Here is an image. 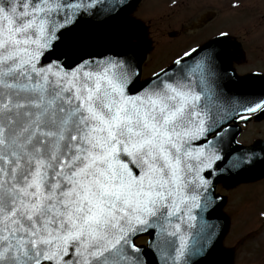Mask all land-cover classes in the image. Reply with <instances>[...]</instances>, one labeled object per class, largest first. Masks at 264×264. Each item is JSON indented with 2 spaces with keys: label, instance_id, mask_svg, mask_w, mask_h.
I'll list each match as a JSON object with an SVG mask.
<instances>
[{
  "label": "snow or ice",
  "instance_id": "1",
  "mask_svg": "<svg viewBox=\"0 0 264 264\" xmlns=\"http://www.w3.org/2000/svg\"><path fill=\"white\" fill-rule=\"evenodd\" d=\"M259 3L258 17L219 28L144 79L153 49L128 0H0V264L233 256L213 217L228 203L218 186L264 181V141L238 139L241 125L264 119V93L247 91L256 73L231 67L264 52ZM213 18L184 31L203 35Z\"/></svg>",
  "mask_w": 264,
  "mask_h": 264
},
{
  "label": "rangeland",
  "instance_id": "2",
  "mask_svg": "<svg viewBox=\"0 0 264 264\" xmlns=\"http://www.w3.org/2000/svg\"><path fill=\"white\" fill-rule=\"evenodd\" d=\"M146 1L147 3L145 4L150 6L149 12L151 14L156 13L157 9L153 6V4L148 3L149 0ZM188 3L193 6L194 1H189ZM143 4L139 7V9H137L133 17L142 18V12L148 9L146 8L147 6L144 7L145 4ZM167 13L174 14L172 11H168ZM161 15L157 17H147V20H145V25L150 28H147L148 32H146L153 50L149 54L147 62L144 64V79L148 78L152 69L159 68L161 65L169 64L175 54L183 48L189 45L198 46V42H201L208 35L216 34L219 28L239 25L245 18L246 11L241 10V13L239 14L230 13L224 17H220L216 22L213 23L214 31L211 32L210 29L206 27L203 35H199V33H201L200 30L192 29L190 27L188 31L183 32L181 29H179L180 23H182L184 20V13L178 12L167 19L160 18ZM173 31L179 33V36L175 38V40H171V38L168 36V33ZM236 39L242 43H245V51L247 53L248 49L245 38L243 37V33L237 32ZM246 58L247 63L233 62L231 66L235 69L239 76L252 73L264 74V52L257 50L254 55H247ZM263 138L264 119L257 121L253 120V122L247 125L244 129V133L240 142L243 145L250 146L256 140ZM251 185L255 187H242V191H237L236 193H234V190L237 188L229 191L225 189L223 185L218 187L217 193L228 197V203L223 209H221L220 213L226 215L230 220V227L225 239L223 240L221 248L224 251H228L231 248L234 250L233 256L229 257L230 260L226 264H262V262H264V259H260L262 256L264 258V231H261V228L264 225H260V221H258V219H256L257 227L260 225V228L256 233L259 234L255 235L253 239L247 240V243H245L243 247H240L242 241L247 239L246 237L241 240V238L244 236V233L242 232L245 226L244 222L254 219L257 211L259 209L260 211L261 209H264V182H254L251 183ZM246 202H249L251 205L247 208V210L245 209L246 213H244V211L239 209L238 204L242 205ZM238 209L239 213L237 214ZM254 224V222H251L248 228H254ZM145 241L146 237H143L139 239L137 243L139 245H143L145 244Z\"/></svg>",
  "mask_w": 264,
  "mask_h": 264
},
{
  "label": "flooded vegetation",
  "instance_id": "3",
  "mask_svg": "<svg viewBox=\"0 0 264 264\" xmlns=\"http://www.w3.org/2000/svg\"><path fill=\"white\" fill-rule=\"evenodd\" d=\"M158 1L159 0H151V3L153 4V3H156ZM193 1H194L193 6H195V7L191 6L188 2H186V0H180L179 4H181V5L179 6V9L177 11H172L174 14H169V13L165 14V18L167 19V18L171 17L172 15H175L178 12H181V13H184V15L185 14H191V16H186L185 17V19H187V22H188L190 20H194V19H197V18L201 17L202 14H205V13H207L210 10H215L216 9L215 0H193ZM230 1L231 0H225V3L223 4L224 11H225L226 15L231 12L230 4H229ZM190 7H192V8H190ZM201 7H203L202 10H201ZM260 9H261V5L259 3V0H249V2L246 4L245 8L242 9V10L246 11V16L241 21V24L243 22H247L248 20L252 19L253 17H258L259 14H260ZM131 19L132 20H136V19L139 20L141 18L140 17H133V15H132ZM225 21H229V20H225ZM213 23L214 22L208 24V27H212L210 29L211 32L214 31L213 30L214 29ZM185 24L186 23H180V28L179 29L183 28L185 26ZM231 27H233V26H231ZM224 28H230V27H224ZM144 31H145V34L147 36L146 28H144ZM147 40H148V42L150 44L148 36H147ZM258 141H264V138L263 139H259ZM257 182H260V181H257ZM243 184H245V183H243ZM243 184H239L237 187L234 188V189L237 188L236 190H234L235 193L237 191H242V189H243L242 187H247L246 185H249V184H245V185H243ZM252 187H255V186H252Z\"/></svg>",
  "mask_w": 264,
  "mask_h": 264
},
{
  "label": "water",
  "instance_id": "4",
  "mask_svg": "<svg viewBox=\"0 0 264 264\" xmlns=\"http://www.w3.org/2000/svg\"><path fill=\"white\" fill-rule=\"evenodd\" d=\"M142 0H128L129 4L135 5L137 6ZM249 77V76H247ZM244 77V78H247ZM261 76H252V80L257 84V87L251 90H247V91H251L254 92L256 94H261L264 93V81L260 80ZM226 87L228 86V82H225ZM261 148H264V144H260L257 147V151H260ZM258 175V174H257ZM241 180H245V181H252L255 180V178L253 176H247V177H242ZM213 220L218 223L220 225V233L222 235V237L224 238L227 229H228V220L226 217L219 215L218 217H213ZM222 239L219 240V243L221 245ZM221 261L223 262V264H226L227 260H228V256H222L220 257Z\"/></svg>",
  "mask_w": 264,
  "mask_h": 264
}]
</instances>
